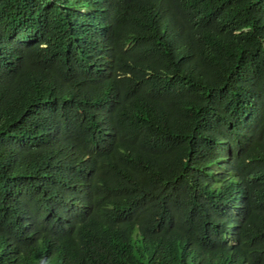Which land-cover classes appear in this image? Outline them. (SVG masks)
<instances>
[{"label":"trees","instance_id":"obj_1","mask_svg":"<svg viewBox=\"0 0 264 264\" xmlns=\"http://www.w3.org/2000/svg\"><path fill=\"white\" fill-rule=\"evenodd\" d=\"M0 264H264V0H0Z\"/></svg>","mask_w":264,"mask_h":264}]
</instances>
